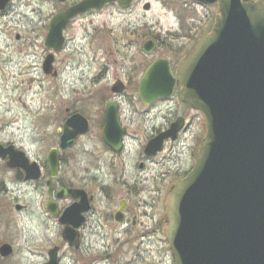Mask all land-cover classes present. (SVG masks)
Returning <instances> with one entry per match:
<instances>
[{"label": "water", "instance_id": "1", "mask_svg": "<svg viewBox=\"0 0 264 264\" xmlns=\"http://www.w3.org/2000/svg\"><path fill=\"white\" fill-rule=\"evenodd\" d=\"M8 1L0 0V10ZM114 1L127 8L132 0H80L55 14L43 45L59 50L64 42L62 29L72 17ZM198 1L218 3L212 31L201 34L178 64L176 77L166 60L157 59L148 66L138 87L141 99L151 103L157 97H169L177 81L181 101L200 110L205 118L206 132L195 163L183 178L173 182L166 197L165 233L174 264H264V4L259 0ZM148 4L143 8L148 9ZM154 48L152 40L142 46L146 53ZM53 60L54 54L49 52L42 62L45 74H56ZM115 85L116 90L123 87L121 82ZM105 121L103 137L113 145L120 138V134L113 141L110 137L109 130L116 123L114 114L107 112ZM63 127L62 147L84 132L87 122L76 113ZM171 128L175 133L177 128ZM0 157H7L6 165L17 170V178L27 164L33 171L28 176L40 175L37 163L29 162L25 152L13 144L0 143ZM47 160L50 175L55 176V149L49 151ZM60 185L58 196L74 193L62 181ZM20 207L15 205L16 210ZM70 210L60 218L66 224L62 236L66 239L70 237ZM56 251L57 246L49 250V264L57 263ZM11 252L9 243L0 244V255Z\"/></svg>", "mask_w": 264, "mask_h": 264}, {"label": "rangeland", "instance_id": "2", "mask_svg": "<svg viewBox=\"0 0 264 264\" xmlns=\"http://www.w3.org/2000/svg\"><path fill=\"white\" fill-rule=\"evenodd\" d=\"M146 3L148 9L143 8ZM57 5L56 0H9L0 10V142L13 143L41 160L56 142L55 129L66 115V107L89 111L114 77L125 79L131 67L136 83L152 59L167 53V48L183 47L185 38L181 34L189 32L206 12H215L214 8L187 0H133L127 9L109 3L76 18L66 29L65 46L54 53L59 73L54 77L42 70L45 55L53 52L44 47L42 40ZM132 29L136 30L134 44L129 45L133 37L128 31ZM160 36L165 41L163 49L152 55L140 50L146 39ZM93 131L75 146L74 151H81L75 159L79 163L74 165L80 171L77 175L91 165L82 142L87 141L86 147H95L104 159L93 145ZM70 164H61L60 175L67 181L73 166ZM1 178L6 180L7 190L0 191V244L9 243L13 249L5 264H44L46 251L53 245L62 246L61 264H117L132 258V250L119 248L118 236L109 231V226L97 222L85 227L83 246L74 253L62 245L56 220L39 205L41 196L15 179L13 172L1 169ZM92 192L100 200L98 191ZM25 201L29 204L26 211L13 208ZM155 242V250L148 255L151 263L173 264L169 242ZM140 259L146 261L145 257Z\"/></svg>", "mask_w": 264, "mask_h": 264}, {"label": "flooded vegetation", "instance_id": "3", "mask_svg": "<svg viewBox=\"0 0 264 264\" xmlns=\"http://www.w3.org/2000/svg\"><path fill=\"white\" fill-rule=\"evenodd\" d=\"M78 1L80 0H56L58 7L52 16L62 13ZM187 1L193 4L196 2L203 8H214L215 12H206V15L199 18L193 27H190L189 32L185 30L181 34L180 37L185 38L183 47L167 48V53H161L147 65L149 66L157 59H164L168 62L173 77H176L178 64L192 49L200 35L212 30L218 14L217 4L206 5L194 0ZM260 1L264 3V0ZM93 10L92 8L78 14L68 21L65 28L62 29L64 42L59 50L65 46L66 29L72 26L76 18L89 14ZM52 16L46 25L47 30ZM128 32L133 37L129 45L134 44L136 30L132 29ZM16 37L19 38V35ZM170 39L173 41V36H170ZM147 40H152L155 43V48L149 53L142 50V46ZM164 42L161 36L151 37L139 47L143 53L152 55L157 50L163 49ZM59 50L54 51V53ZM54 60L53 71H56L54 77H57L59 73L54 66ZM146 69L147 67L144 71ZM134 71V68L131 67L125 79L114 77L112 84L105 93L100 94V100L94 104V107L87 109L89 111L80 112L66 107V115L61 122H58L55 129L56 142L44 154L43 160L38 157H31L22 147L17 146L18 149L25 152L29 162L35 161L39 166L40 175L37 178L28 176L29 172H33L28 167L29 164L27 167L20 168V176L17 178V170L6 165L7 157L4 159L0 157V170L13 172L15 179L41 196L39 205H42L48 217L56 220L57 227L60 229L62 245L66 244L74 253L79 252L83 246L85 227L91 222H97L109 226V231L118 236L116 241L120 244V249L125 247V250L129 252L132 250L133 254L130 260H122L117 264H152L148 255L149 252L155 250V241H168L165 233L167 224L164 211L167 194L172 183L185 176L193 167L195 157L199 152V145L205 135V121L200 111L180 100L181 84L177 81L169 97H157L151 103L143 101L138 88L141 78L133 83L132 73ZM118 82H121L123 86L121 90L115 89V84ZM125 92L130 93L131 96H127L124 94ZM107 112L114 114L116 122L115 128L109 130L111 140L113 141L117 134H120L118 142L113 143V145L106 142L103 137ZM76 113L85 118L87 128L84 132L78 133L70 144L62 147L60 143L64 133V123ZM76 122L77 118H74L73 123L75 125ZM171 127L177 128L175 133L171 132ZM68 129L72 130L73 127L69 126ZM169 130L171 133L169 132L167 137L162 138L160 143H155L158 141V137L167 134ZM90 131L94 132L93 139L96 144L93 145L100 149L104 159L96 153L95 147H86L87 141L82 142V149L84 148L85 151L83 153L88 155L91 165L82 170V175H77L79 170L77 171L74 165L79 162L75 159L81 154V151L80 149L74 151L75 146ZM152 142L154 144L149 145ZM1 144L6 146L13 143ZM51 149H55L57 152L58 165L55 176L50 175L47 160ZM66 161L68 164H73L68 181L60 175L61 164ZM61 181L74 193L58 196L62 188ZM92 189L98 191L100 200L97 201V196L93 194ZM5 190H7L6 180L1 178L0 191L4 192ZM77 190L80 191L77 193ZM20 205V211H26L29 207L27 201ZM69 207L71 210L67 215L69 219L67 236L70 237L66 239L62 237L66 224L62 223L60 218ZM55 246H57L56 264H61L60 247L62 246L53 245V247ZM51 248L46 251L47 258L44 264H49V250ZM10 256L11 253L6 256L0 255V264H5ZM141 256L145 257L146 261H140Z\"/></svg>", "mask_w": 264, "mask_h": 264}]
</instances>
